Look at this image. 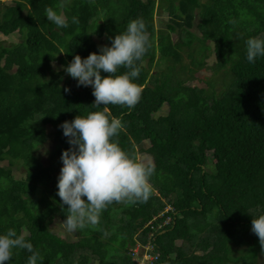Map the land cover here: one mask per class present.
<instances>
[{
	"label": "trees",
	"instance_id": "trees-1",
	"mask_svg": "<svg viewBox=\"0 0 264 264\" xmlns=\"http://www.w3.org/2000/svg\"><path fill=\"white\" fill-rule=\"evenodd\" d=\"M60 2L0 0V35L11 39L0 41V235H24L42 257L37 264H138L125 253L139 242L162 264H229L247 244L249 258L258 250L263 260L252 219L264 215V57L249 63L246 41L264 39V0H70L63 9ZM158 5L168 17L157 30ZM47 7L69 26L48 21ZM137 18L151 43L136 62L141 98L132 109L107 107L124 125L113 138L119 146L153 159L152 195L143 204L113 203L98 225L77 230L78 240L67 231L63 238L51 225L67 211L57 195L60 172L51 168L61 170L71 147L60 125L102 110L91 86L85 97L64 91L63 80L73 79L64 68L76 55L111 47ZM207 52L213 73L225 69V78L187 85L209 67ZM52 138L44 165L38 149ZM30 255L14 249L6 264H27Z\"/></svg>",
	"mask_w": 264,
	"mask_h": 264
},
{
	"label": "clouds",
	"instance_id": "clouds-1",
	"mask_svg": "<svg viewBox=\"0 0 264 264\" xmlns=\"http://www.w3.org/2000/svg\"><path fill=\"white\" fill-rule=\"evenodd\" d=\"M68 3L70 0H61L57 7L63 9ZM45 12L47 20L57 28L69 26L67 16L52 7ZM72 23H79L77 17H72ZM150 47L147 25L143 18H137L129 22L124 33L114 37L111 47H100V54L90 53L84 59L76 55L64 68L77 81V87H92L93 106L102 108L60 125L71 146L61 154L63 167L57 183L62 210L67 205L62 225L68 232L98 225L101 213L113 203L143 204L152 195L154 163L130 155L113 139L124 125L111 116L107 107L111 104L132 109L139 102L143 89L133 82L141 71L136 62L142 60ZM257 57H264V39L252 37L246 41V58L254 63ZM121 67L128 71L117 75ZM102 72L107 75L102 76ZM64 91L68 93L70 89ZM252 232L264 250V215L252 219ZM14 249L31 253L27 264H37L42 259L24 235L18 236L14 229H9L0 235V264L12 258Z\"/></svg>",
	"mask_w": 264,
	"mask_h": 264
},
{
	"label": "rangeland",
	"instance_id": "rangeland-1",
	"mask_svg": "<svg viewBox=\"0 0 264 264\" xmlns=\"http://www.w3.org/2000/svg\"><path fill=\"white\" fill-rule=\"evenodd\" d=\"M2 2L11 3L12 0H2ZM0 6H1V4H0ZM167 17H168L167 13L165 11L160 10V5H158V7L156 8L155 17H154L155 27L157 30L164 28V24L167 22ZM194 23H197V21H195ZM192 31H194V29H192ZM173 38H175V36ZM14 40H18V39H14ZM0 41H6L8 43L9 41H11V39L5 38L4 36L0 35ZM210 53L211 52H207L208 59L206 60V64L209 67L205 68L199 72L196 71L193 75L192 80L188 81L186 83L187 85H189L191 87L196 86L198 88H203V87L206 88V85H205V79L206 78L209 80H214V82L216 80V83L218 85L221 84V80L224 79L226 76V72H224L225 69L221 70L216 75L213 73V71L210 67L213 65L212 63H215V61H214L213 55H210ZM185 64H188V62ZM53 65H55V64H53ZM63 84L67 85V88L70 89V91H78L84 97L86 96L87 92L89 91L84 86L77 87V81L74 79H69V78L64 79ZM216 88H218V86ZM49 130L51 131L52 128H49ZM54 143H55V139L52 138L51 140H49L47 143H45L43 146H41L38 149V155L40 156L44 165L49 164V159H48L49 151L54 146ZM137 159L151 160L153 162V159L149 155H146V154L138 155ZM51 168L55 174L54 176H56L57 174L59 175V172H60L59 164L52 165ZM13 170H14L13 174L16 176V179H20V177H21L20 172L21 171L17 172V170L15 168H13ZM166 210H168V208H166ZM229 214H230V216L236 215V211H230ZM65 219L66 218L63 216H56V218L53 220V222L51 224L52 225V231L61 234V236L63 238H66L68 235L69 236L68 238H70L72 240H78L79 237H78L77 231L68 232L66 230V228L62 225V223L65 221ZM65 231H67L66 232L67 235L65 234ZM252 241L255 242V241H257V239H252ZM150 245L151 244L148 242H147V244H141L140 242H139V244L136 243V245L131 250L128 249V252H126L125 254H128V256L130 255V257L133 260L138 259V262H137L138 264H145L146 263L145 259H147V253H150L152 251L151 250L152 246H150ZM235 248H236V246L234 247V249ZM131 251H134V253H137V256L131 255V253H132ZM257 251L258 250H256V252H255V254H257L256 257L254 259H250L249 256L251 255V253L253 251H252V248L248 247V244H247L243 249H241V251L240 250L236 251L234 253V256H232V254H230V256L228 257L226 262L229 264H234V261L239 260L241 262V264H264V258H263V260L260 259L259 263H258L257 259H258L259 255H258ZM261 254L263 255L264 252H262ZM263 257H264V255H263Z\"/></svg>",
	"mask_w": 264,
	"mask_h": 264
},
{
	"label": "built area",
	"instance_id": "built-area-1",
	"mask_svg": "<svg viewBox=\"0 0 264 264\" xmlns=\"http://www.w3.org/2000/svg\"><path fill=\"white\" fill-rule=\"evenodd\" d=\"M169 218H167L161 225H159V228L162 227L163 224H167L169 223ZM149 245V244H148ZM131 255L137 256V253H134V251H131ZM145 264H162L158 262V256L157 255H153L150 253H147V259ZM136 261L138 262V259H136Z\"/></svg>",
	"mask_w": 264,
	"mask_h": 264
}]
</instances>
